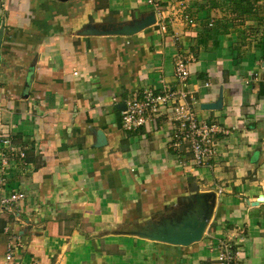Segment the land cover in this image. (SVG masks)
<instances>
[{"label":"crops","instance_id":"0c3cea01","mask_svg":"<svg viewBox=\"0 0 264 264\" xmlns=\"http://www.w3.org/2000/svg\"><path fill=\"white\" fill-rule=\"evenodd\" d=\"M162 3L165 31L123 35L85 31L141 19L145 0H0V264H217L222 240L239 264H264V0L249 13L232 0ZM165 88L221 126L208 165L172 146L166 116L123 127L117 104ZM192 197L212 206L199 241L142 234Z\"/></svg>","mask_w":264,"mask_h":264},{"label":"built area","instance_id":"2783aa9c","mask_svg":"<svg viewBox=\"0 0 264 264\" xmlns=\"http://www.w3.org/2000/svg\"><path fill=\"white\" fill-rule=\"evenodd\" d=\"M152 7L156 15V23L160 24L161 30H166L169 22V10L164 7L163 0H145ZM175 73L179 78L189 75V68L183 58H178ZM209 83H207L208 85ZM126 109L122 111V124L128 130H134L141 126L149 128V124L155 118L166 116L174 129V148L184 147L190 152V162L193 166L200 167L208 165L216 153V135L221 131V126L215 121H201L194 112L193 105L188 99V94L183 90L165 88L161 92L145 89L140 96H132L126 102ZM2 143L11 156L26 158L25 149L12 144L10 135L3 134ZM3 156L4 164L7 158ZM25 197L23 191L13 193L9 200H21ZM232 241L222 240L218 245L217 264H239L236 260V252ZM13 246L12 241L8 244ZM11 253L7 259H11Z\"/></svg>","mask_w":264,"mask_h":264},{"label":"water","instance_id":"95a60500","mask_svg":"<svg viewBox=\"0 0 264 264\" xmlns=\"http://www.w3.org/2000/svg\"><path fill=\"white\" fill-rule=\"evenodd\" d=\"M156 15L154 11H150L144 15L141 19L134 20L128 23H118L103 25L101 29L91 28L85 31L89 34H134L144 28H147L156 23ZM222 98L215 102L203 103L202 108L214 109L221 107ZM126 102L117 104V107L125 110ZM186 207L174 216L165 219L163 223L158 226H151L149 230L143 231L142 234L148 238L165 241L171 244L179 246H187L195 241H199L206 229L207 220L212 211V206L207 203L203 205L204 209L200 206L194 205V197ZM199 198V197H198ZM197 198V199H198ZM263 195L258 197L255 201L257 204L259 201H263ZM201 204V203H200Z\"/></svg>","mask_w":264,"mask_h":264},{"label":"trees","instance_id":"16d2710c","mask_svg":"<svg viewBox=\"0 0 264 264\" xmlns=\"http://www.w3.org/2000/svg\"><path fill=\"white\" fill-rule=\"evenodd\" d=\"M258 1L259 0H232L233 5L231 4V6L233 11H238L242 9L243 12L244 10H246L249 13L251 12V9L253 8L254 4H256V2ZM243 7H245L244 10Z\"/></svg>","mask_w":264,"mask_h":264},{"label":"rangeland","instance_id":"374dc122","mask_svg":"<svg viewBox=\"0 0 264 264\" xmlns=\"http://www.w3.org/2000/svg\"><path fill=\"white\" fill-rule=\"evenodd\" d=\"M149 9H151V8H149Z\"/></svg>","mask_w":264,"mask_h":264}]
</instances>
